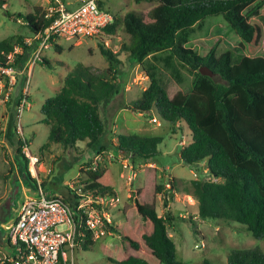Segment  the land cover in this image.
Here are the masks:
<instances>
[{"label": "trees", "instance_id": "16d2710c", "mask_svg": "<svg viewBox=\"0 0 264 264\" xmlns=\"http://www.w3.org/2000/svg\"><path fill=\"white\" fill-rule=\"evenodd\" d=\"M134 1L154 2L146 13L148 19L141 12L129 11L122 18L114 14L113 22L104 28V33H114L122 23L130 41L122 45L121 51L129 59L142 63L168 50L193 71L194 77L187 92L178 90L170 94L154 74H148L147 87L127 107L142 114L154 110L168 123L186 125L190 139L179 152L180 161L194 168L203 164L209 176L206 180L194 178L182 189V193L195 199L199 218L222 220L257 239H264V56L257 55L264 40V28L256 18L264 17V0ZM44 12L41 6H34L30 13L23 15L32 33L47 26ZM220 16L229 25V30L224 32L227 41L245 51L246 55L236 63H232L229 51L216 55L217 42L197 50L178 40L181 30L207 17ZM25 37L13 35L0 40V64H4L15 45H24ZM99 50L108 63L104 70L95 71L78 63L63 77L55 95L44 100L40 122L49 127L44 146L50 143L75 146L86 141L88 147L103 149L99 141L105 133V124L99 106L108 103L117 93L116 67L122 61L117 52L103 43L99 44ZM23 53L19 58L26 57V50ZM41 61L46 62L43 57ZM13 65L21 64L16 61ZM201 66L211 70L213 77L200 74ZM13 128L16 129L14 124ZM114 137L109 139V144L115 150L143 160L158 155L162 141L158 136L138 134L115 133ZM17 143L15 151L22 159L26 179L37 189V181L27 170L28 160L22 153V145L27 142L18 138ZM85 166L77 175L76 185H80L82 196H77L76 204L91 198L95 207L97 197L117 196L106 166L101 163L92 166L90 162ZM144 173L142 185L132 190L130 215L124 214L120 223H112L107 228L120 241L112 247L100 243L103 256L113 264H187L177 259L175 244L168 234L176 219H182L168 210V201L173 195L166 192L165 184L156 182L155 168H145ZM171 186L177 189L175 179L171 180ZM158 195L166 209L163 215L156 209ZM72 210L74 222L84 225V215L76 206ZM182 221L193 224L194 219ZM83 232L79 242L80 248L86 250L95 239L90 230ZM228 264H264V253L258 248L234 250L228 255Z\"/></svg>", "mask_w": 264, "mask_h": 264}, {"label": "rangeland", "instance_id": "374dc122", "mask_svg": "<svg viewBox=\"0 0 264 264\" xmlns=\"http://www.w3.org/2000/svg\"><path fill=\"white\" fill-rule=\"evenodd\" d=\"M2 1L4 3H1ZM67 1L69 0H65L68 5ZM44 3L45 0H0V40L13 35L26 37L32 35L23 15L30 13L38 4H42L40 5L42 9L45 8L48 4ZM100 3L104 9H108L120 18L129 11L135 14L141 12L147 18V11L154 6V2L135 3L134 0H100ZM256 18L264 28V17ZM228 30L229 25L221 16L207 17L181 30L178 33V40L184 46L197 50L200 46L211 47L217 42L216 55L229 51L232 63H236L246 54L240 49L241 46L236 44L233 46L227 41L224 32ZM129 41V35L123 30L122 23H119L112 34L103 33L98 37L80 36L68 40L61 39L57 46L53 45L46 49L43 53L46 62L39 60L31 71L27 85L29 108L22 111L20 118L17 116L16 104L18 97L22 95L26 87L24 81L26 76L18 77L17 82L10 88L9 100H0V202L6 199V204H9L10 199L18 192L19 186H21L19 205L26 197L38 195L35 188L26 184L25 176L19 175L23 164L15 149L18 146V138H21L26 140L31 156L37 160L36 176H34L37 185L40 184L46 195L55 193L57 198L63 199L71 208L77 206L79 193L75 194L74 191L78 192L80 188V185H76L79 169H85V164L88 162L92 166L96 163L106 166L111 173L118 199V204L108 207V210L112 216V223H119L123 220V214L130 215L133 210V198H129L126 202L130 187L127 177L133 173L131 167L137 174L133 179L132 187L139 188L144 180H142V165L147 160L132 158L114 149L110 156L108 151L112 146L109 144V139L115 138V133L158 136L162 139L158 145L159 153L149 159L157 168L156 182L166 186L172 175L184 180V183L177 180L176 190H173L170 184L166 186V192L171 193L173 198L175 197L169 199L170 208L168 210L173 215L178 216L182 213L186 216H180L182 219H176L168 228L169 236L175 244L177 259L187 264H228V255L234 250L258 248L264 253V239H257L250 232L239 230L222 220L194 218L197 207L187 205V202L191 203V201L184 200L185 194H181L183 185L193 178L206 180L209 176L202 171L205 167L203 164L194 168L180 161L179 152L190 139L186 125L168 123L156 115L154 110L139 114L127 107V104L138 99L147 87L148 74H154L171 94L178 90L187 92L190 89L194 77L193 71L178 62L168 50L158 52L142 63H135L121 51L122 45ZM101 43L113 52H117L122 61L116 67L118 71L117 93L108 103L99 106V112L105 124V133L99 141L103 149L88 147L86 141L77 142L75 146H64L60 143H50L44 146L49 131V127L40 122L42 119L41 106L44 100L55 95L62 85L63 77L76 64L82 63L95 71L104 70L108 63L100 53L99 44ZM257 55L264 56V40ZM215 79L222 81L218 76H215ZM3 84L4 81L0 75V85ZM13 124L16 129L13 128ZM96 156L98 159H95ZM194 169H196V177H193L191 172ZM175 191L176 195H174ZM156 201L157 212L163 215L166 209L163 207L162 199L157 196ZM87 203L88 207L92 208L89 200ZM123 204L121 208L117 206ZM191 217L194 219L193 224L189 221H182ZM234 224L241 226L239 223ZM119 241L117 235L106 230L105 234L95 239L88 249H79L76 263L74 257L71 259L67 253V263L113 264L103 256L100 243H107L112 247L116 246ZM196 244L198 248L195 247ZM5 253L11 254L10 249L3 247L0 255Z\"/></svg>", "mask_w": 264, "mask_h": 264}, {"label": "built area", "instance_id": "2783aa9c", "mask_svg": "<svg viewBox=\"0 0 264 264\" xmlns=\"http://www.w3.org/2000/svg\"><path fill=\"white\" fill-rule=\"evenodd\" d=\"M99 2L100 0H69L67 5L65 0H50L44 8L43 17L48 20L44 30L25 37L24 45H15L13 51L6 55V61L0 64V75L4 81L0 85V100L8 101L11 86L17 82L18 77L26 76V87L16 104L18 118L24 109L29 108L27 85L31 71L41 60L44 51L58 45L61 39L98 37L113 22V14L102 8ZM23 50H26L27 55L19 58L20 54H24ZM16 61L21 64L19 67L13 65ZM22 153L29 159L30 175L36 176L37 160L31 156L26 144L22 147ZM131 169L133 173L127 177L130 185L129 198L132 196L133 179L136 177V172L132 167ZM36 192L38 195L26 197L20 203L13 220L6 225L11 254L0 255V264H69L67 251L72 255L74 249L80 246L79 240L84 237L83 230H90L94 239L105 234L112 224L108 207L114 206L118 201L117 197H97V206L93 207L91 198L80 200L76 209L85 217L82 225L74 222L73 210L67 203L57 197H47L40 184ZM74 192L82 196L80 188L78 192ZM87 200L92 208L88 207ZM195 247L199 246L196 244Z\"/></svg>", "mask_w": 264, "mask_h": 264}, {"label": "water", "instance_id": "95a60500", "mask_svg": "<svg viewBox=\"0 0 264 264\" xmlns=\"http://www.w3.org/2000/svg\"><path fill=\"white\" fill-rule=\"evenodd\" d=\"M199 73L202 75H207L210 77H213V72L209 70L206 66H201L199 68ZM26 181V184H28L31 187V184L28 182V180L24 179ZM18 192L10 199L9 207L4 212V205H6V199H3L0 202V248H8L11 249V246L9 245L7 238H6V225L13 220L15 216V211L17 210L19 203L18 199L21 195V186L18 187ZM32 188V187H31ZM74 261L76 262L77 259L74 256Z\"/></svg>", "mask_w": 264, "mask_h": 264}, {"label": "crops", "instance_id": "0c3cea01", "mask_svg": "<svg viewBox=\"0 0 264 264\" xmlns=\"http://www.w3.org/2000/svg\"><path fill=\"white\" fill-rule=\"evenodd\" d=\"M49 2H50V0H45V5H47V4H49ZM99 4H100V6H101V3L99 2ZM40 5H42V4H38V5H36V6H40ZM48 6V5H47ZM102 7V6H101ZM103 8V7H102ZM106 10H108V9H106ZM109 11V10H108ZM111 12V11H110ZM112 13V12H111ZM113 15H114V13H112ZM43 57V56H42ZM128 89V88H127ZM139 114H142V113H139ZM114 139V138H113ZM189 141V140H188ZM188 143V142H187ZM112 149H114L113 147H111V149L108 151L110 154V156H112L111 155V153H113V151H112ZM115 150V149H114ZM118 153H120V154H124L123 152H121V151H117ZM148 167H151V168H155V170L157 169L156 168V166H155V164L153 163V162H150L149 160H147V162L146 163H144L143 165H142V169H143V174H142V180L144 179V176H145V173H144V170H145V168H148ZM203 171H205V169H203ZM191 172L193 173V177H196V173H195V171L194 170H191ZM137 175V174H136ZM112 177V176H111ZM172 179H175L176 180V182H177V180L179 179L178 177H176L175 175H172V176H170V179H169V181H167V184H166V186L167 185H171V180ZM194 179V178H193ZM192 180V179H191ZM179 182H181V183H184V180H181V179H179ZM128 190H129V188H128ZM181 192V191H180ZM45 194V193H44ZM177 194V192L175 191V193H174V195H176ZM181 194H182V192H181ZM46 195V194H45ZM52 195H54V196H52ZM182 195H184V194H182ZM46 196H51V197H57V196H55V193H52V194H49V195H46ZM129 196H130V193L128 192V194L126 195V197H127V201L126 202H128V200H129ZM185 197V199L184 200H186V199H189L190 201H191V203L190 202H187L188 204V206H194V205H196V202H195V200H194V198L191 196V195H188V194H185L184 195ZM117 197V196H116ZM131 198V197H130ZM158 198L160 199L161 198V195H158ZM173 198V197H172ZM175 198V197H174ZM173 198V199H174ZM188 201V200H187ZM126 202H124V204L126 203ZM117 204H118V201H117ZM124 204L123 205H117L118 207H123L124 206ZM168 208H170V202H168V206H167ZM157 209V208H156ZM123 216H124V214H123ZM179 216H184V217H186L184 214H179ZM196 217H198L197 216V213H196V215H194V218H196ZM124 218V217H123ZM120 223V222H119ZM169 234V233H168ZM102 243V242H101ZM107 244V243H106ZM0 250H3V248H1ZM79 252V249L76 251V250H74L73 251V253H72V255H70V253L67 251V253H69V255L71 256V257H76V255H77V253ZM76 263V262H75Z\"/></svg>", "mask_w": 264, "mask_h": 264}, {"label": "flooded vegetation", "instance_id": "af4514ba", "mask_svg": "<svg viewBox=\"0 0 264 264\" xmlns=\"http://www.w3.org/2000/svg\"><path fill=\"white\" fill-rule=\"evenodd\" d=\"M19 175H21V176H25V177H26V173H25V170H24L23 167H20ZM8 207H9V204L4 205V212L6 211V209H7ZM6 238H7V236H6Z\"/></svg>", "mask_w": 264, "mask_h": 264}, {"label": "bare ground", "instance_id": "6f19581e", "mask_svg": "<svg viewBox=\"0 0 264 264\" xmlns=\"http://www.w3.org/2000/svg\"><path fill=\"white\" fill-rule=\"evenodd\" d=\"M78 249H80V246H78V247H77V248H75L74 250H76V251H77ZM70 258H71V259H73V257H71V256H70ZM72 262H73V260H72Z\"/></svg>", "mask_w": 264, "mask_h": 264}]
</instances>
